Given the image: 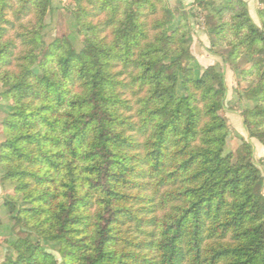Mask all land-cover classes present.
<instances>
[{"label":"trees","instance_id":"obj_1","mask_svg":"<svg viewBox=\"0 0 264 264\" xmlns=\"http://www.w3.org/2000/svg\"><path fill=\"white\" fill-rule=\"evenodd\" d=\"M72 1L80 50L65 36L43 45L51 0H0V83L12 101L4 204L36 236L18 238L0 264H264L253 146L223 155V68L195 77L188 22L168 33V8L148 20L153 0ZM198 5L212 46L228 47L224 64L264 56L263 9L258 27L242 0ZM240 75L253 102L241 113L248 136L264 144V66Z\"/></svg>","mask_w":264,"mask_h":264},{"label":"rangeland","instance_id":"obj_2","mask_svg":"<svg viewBox=\"0 0 264 264\" xmlns=\"http://www.w3.org/2000/svg\"><path fill=\"white\" fill-rule=\"evenodd\" d=\"M131 1V0H129ZM157 3L158 11L155 15L148 17V20L162 19L164 16L163 7L168 8V22L166 24V31L170 33L172 30L178 27V25L185 19L189 25V34L186 39V46L188 47L193 61L191 67L195 77H199L203 70L209 66L218 65L222 68L225 67V82L227 86L226 99L224 101V107L219 112L226 120L228 134L223 150V155L234 151L241 144L242 140L249 141L253 146V159L255 164L260 169L262 178L264 180V144L260 143L255 138H250L247 133V129L244 124L241 113L253 107V102L250 100L246 93V88L249 85V79L243 80L240 76V71L243 68H249L254 63H261L264 66V56L249 57L247 55L240 56L235 63V66L226 65L223 63L219 54L225 55L228 51L226 46H212L210 37L207 32L208 24L206 19L207 9L201 8L198 4L200 1L212 3V7H222L230 0H189L183 5V11L170 5L168 0H162ZM247 7V12L252 22L258 26H262V19L259 17V10H264V4L258 0H242ZM75 8L74 1L72 0H51L50 9L46 13L44 19V28L41 32L43 45L49 44L55 38L68 37L74 48L80 50L83 45V38L78 32L77 25L73 16V9ZM186 15H185V14ZM7 18L11 19L8 13ZM97 19H103V15H100ZM201 30L205 33L202 42H204L208 48L207 50L212 52L217 62L205 63L198 61V54L202 52V42L198 43L196 37H194V31ZM11 33H13L11 31ZM17 42V40H15ZM196 42L195 45H192ZM196 47V52L192 47ZM201 49V50H200ZM34 68H36L34 66ZM177 90L181 93L179 81L176 86ZM5 88L0 83V143L4 140V134L2 130V122L10 113L12 101L3 97ZM3 171L0 169V263L5 258H15V253L11 248L14 243L20 237H28L31 241L36 240V236L25 230L24 227L14 224L11 215L15 213V207H7L4 204L5 196L11 193L13 187L6 181H1ZM264 192V187H263ZM20 201V198L18 199ZM22 206V202L20 201ZM48 248H55L53 243H47ZM59 260V255L54 253Z\"/></svg>","mask_w":264,"mask_h":264},{"label":"crops","instance_id":"obj_3","mask_svg":"<svg viewBox=\"0 0 264 264\" xmlns=\"http://www.w3.org/2000/svg\"><path fill=\"white\" fill-rule=\"evenodd\" d=\"M168 1H169L171 6L178 8L181 11H183V5L185 4V2H187L189 0H168ZM194 33H195L194 37H196V39L198 40V43H201L202 41H204L203 40V37L205 38L204 31L197 30V31H194ZM195 43L196 42H193L192 45H195ZM207 48H208V46L204 42H202V52H200L197 56L198 61L205 62L207 64L217 62L216 56L212 52L208 51ZM192 49L195 50L196 47L193 46ZM195 52H196V50H195ZM222 68H223V70H226L223 65H222ZM251 143H252V141H251Z\"/></svg>","mask_w":264,"mask_h":264}]
</instances>
